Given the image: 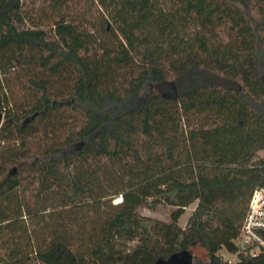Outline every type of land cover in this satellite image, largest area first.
<instances>
[{"label": "trees", "instance_id": "1", "mask_svg": "<svg viewBox=\"0 0 264 264\" xmlns=\"http://www.w3.org/2000/svg\"><path fill=\"white\" fill-rule=\"evenodd\" d=\"M67 1L0 0V264H215L264 188V0H90L106 39Z\"/></svg>", "mask_w": 264, "mask_h": 264}, {"label": "rangeland", "instance_id": "2", "mask_svg": "<svg viewBox=\"0 0 264 264\" xmlns=\"http://www.w3.org/2000/svg\"><path fill=\"white\" fill-rule=\"evenodd\" d=\"M41 1L42 0H24L25 10L34 15L41 7ZM62 13L70 18H73L77 22V25L79 27H83V29L85 28L90 30V32H94L93 34L96 38H107L103 31V28H105V24L102 23L103 11L92 1L68 0L67 4L65 5V11ZM53 19H55V16L53 14L48 13L47 18L43 21V25L46 28L49 27ZM9 92V96L14 102H17L19 99H21L22 96H24L22 88L16 83H14L12 79L9 82ZM191 124L194 125L196 124V122L194 121ZM120 200L121 198L117 197L113 199V203H118ZM195 205L196 203H193L185 209L184 215L179 219V226L184 227L186 225L188 218L191 215ZM170 211L171 208L164 205L157 206L155 209H150L148 207H141L139 209V213L144 216L153 217L166 222L169 221ZM133 244V242H130L127 244V247H131L133 246ZM218 255H221L225 261L228 259H235L234 254L224 248H222L218 252Z\"/></svg>", "mask_w": 264, "mask_h": 264}, {"label": "built area", "instance_id": "3", "mask_svg": "<svg viewBox=\"0 0 264 264\" xmlns=\"http://www.w3.org/2000/svg\"><path fill=\"white\" fill-rule=\"evenodd\" d=\"M235 259L224 260L218 255L217 262L223 264H245L264 258V188L256 187L249 198L240 231L234 239Z\"/></svg>", "mask_w": 264, "mask_h": 264}, {"label": "water", "instance_id": "4", "mask_svg": "<svg viewBox=\"0 0 264 264\" xmlns=\"http://www.w3.org/2000/svg\"><path fill=\"white\" fill-rule=\"evenodd\" d=\"M3 120V115L0 113V125ZM154 264H193V255L187 250H180L169 257L163 259H158ZM215 264H223L221 262H216ZM245 264H264V258L258 261H248Z\"/></svg>", "mask_w": 264, "mask_h": 264}]
</instances>
